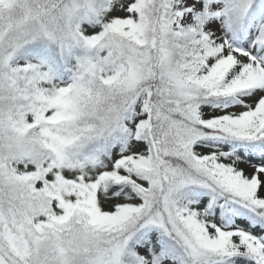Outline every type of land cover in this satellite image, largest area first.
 Masks as SVG:
<instances>
[{
	"label": "snow or ice",
	"instance_id": "obj_1",
	"mask_svg": "<svg viewBox=\"0 0 264 264\" xmlns=\"http://www.w3.org/2000/svg\"><path fill=\"white\" fill-rule=\"evenodd\" d=\"M0 264H264V0H0Z\"/></svg>",
	"mask_w": 264,
	"mask_h": 264
}]
</instances>
